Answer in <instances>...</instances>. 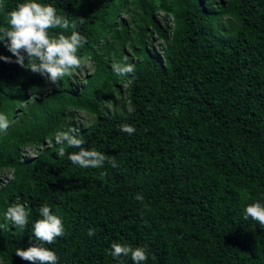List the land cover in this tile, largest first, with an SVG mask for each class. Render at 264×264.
I'll return each mask as SVG.
<instances>
[{
    "label": "trees",
    "instance_id": "16d2710c",
    "mask_svg": "<svg viewBox=\"0 0 264 264\" xmlns=\"http://www.w3.org/2000/svg\"><path fill=\"white\" fill-rule=\"evenodd\" d=\"M23 2L0 0V27ZM36 2L77 23L91 72L53 85L0 43L13 61L0 60V113L11 121L0 132V264H30L15 251L41 243L33 224L44 204L65 229L44 244L58 264H133L108 254L113 242L146 245L145 264H264V228L243 218L264 204V0ZM125 56L134 79L112 70ZM80 112L91 117L78 127L83 147L117 167L81 168L68 159L79 149L55 142ZM17 202L30 213L24 229L4 218Z\"/></svg>",
    "mask_w": 264,
    "mask_h": 264
},
{
    "label": "clouds",
    "instance_id": "9594fccd",
    "mask_svg": "<svg viewBox=\"0 0 264 264\" xmlns=\"http://www.w3.org/2000/svg\"><path fill=\"white\" fill-rule=\"evenodd\" d=\"M3 4L0 3V9ZM7 26L0 27V43H3L7 50L14 56L15 63L26 67L32 73L45 77L53 85L57 84L62 77L71 76L73 70L82 64V58L77 55L87 40L80 35L75 21H70L67 15H58L57 9L50 4L38 3L36 0H26L17 4L16 8L6 13ZM83 23V19H79ZM60 29L59 33H52L50 30ZM71 30L70 35L65 32ZM0 60L11 63L9 57L0 56ZM27 60V63H25ZM112 70L121 77L132 76L135 78V65L128 62V57L123 58L122 63H114ZM131 81H129L130 83ZM132 107L128 108L131 114ZM11 125L8 117L0 113V132H6ZM119 130L132 135L136 129L125 123L119 126ZM57 144L67 143L69 147L77 148L79 151L69 154L68 159L72 164L81 168H103L105 162L117 167L115 159H108L105 154L93 150H86L85 143L78 128H70L67 131H58L55 134ZM101 178L107 175L101 172ZM137 201L143 202V195L137 193L134 197ZM29 210L22 203H15L9 206L4 213V218L14 225L24 229L28 224ZM40 219L33 224V234L40 244L28 247L27 249L17 248L15 255L30 264H58L59 258L56 253L44 244H53L58 237L64 235L65 229L62 219L52 213L49 205L44 204L39 209ZM243 218H249L264 228V204L255 202L247 205L244 209ZM88 236L95 235V229L88 230ZM114 259L120 257H131L133 264H145L149 258L147 246L133 247L128 243L113 242L111 251L108 253ZM155 260V256L152 257ZM123 264V261H121Z\"/></svg>",
    "mask_w": 264,
    "mask_h": 264
},
{
    "label": "rangeland",
    "instance_id": "374dc122",
    "mask_svg": "<svg viewBox=\"0 0 264 264\" xmlns=\"http://www.w3.org/2000/svg\"><path fill=\"white\" fill-rule=\"evenodd\" d=\"M154 48L158 49V48H156L155 44H154ZM78 70H79V76L82 75V73L85 72V71L91 72V62L87 58L82 59V64L78 68ZM82 83L83 82L81 81L80 85ZM124 87H125V85L122 86V88H124ZM47 91H48L47 87L42 88V89H38L37 91L35 90V91L32 92V96L34 95L33 97H36V96H38L40 94H45ZM32 96H29V98L32 97ZM107 106H109V104ZM90 121H91V117L88 114H86L84 112H80L79 115H78V119L75 121V126H77V128L79 126L80 127H86V126L89 125ZM34 155H35L34 150H31V149H27L26 150V156L32 157Z\"/></svg>",
    "mask_w": 264,
    "mask_h": 264
}]
</instances>
